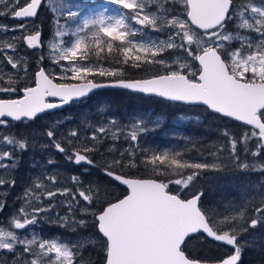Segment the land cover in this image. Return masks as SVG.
I'll return each instance as SVG.
<instances>
[{"label":"snow or ice","instance_id":"obj_1","mask_svg":"<svg viewBox=\"0 0 264 264\" xmlns=\"http://www.w3.org/2000/svg\"><path fill=\"white\" fill-rule=\"evenodd\" d=\"M0 3L4 4L0 16L9 15L21 20L34 18L42 4H47L50 11L64 18L65 25H61L59 19L55 21L57 30L48 46L56 54L54 63L59 65L66 61L68 64L66 68L61 66L59 77L49 75L39 67L33 74L34 86L18 87L19 70L27 73L26 59L17 52L18 44L26 43L32 49L42 47V33L38 26L29 33L24 23L13 28L0 25V31L22 33L10 41L0 40V93L17 94L16 98H0V129H3L0 131V170L9 177L8 170L18 167L20 154L35 146L37 135L46 136L49 141L41 144V148L54 147L70 162L95 167L90 154L98 152L105 138L119 139L121 130L115 119L94 127L85 140H80L78 129L58 138L60 122L40 134L18 136L9 129L12 122L33 121L48 110L106 86L155 95L168 101L202 104L221 117L250 126L239 138L227 130L222 133L228 141L226 162H191L182 159L180 152L143 155L139 164L146 168L150 166L156 178L125 175L123 169L137 168L138 162L135 152H128L127 161L125 153L121 152L120 158H114L103 168L107 177L125 186L122 197L114 202L108 198L110 193H102L98 186L85 185L77 175L71 177L72 188L62 189L54 188L57 184L55 175L37 178L25 189L21 207L6 225L0 226V253H7L0 255V264H86L82 251L96 244L90 236L66 242L57 238L45 239L34 232L29 237L16 231L40 223L44 218L42 214L51 213L55 207L52 203L44 207L43 200L51 202L57 196L65 197L61 204H66L68 214L60 216L57 213L54 220L49 217L50 222L72 231L93 227L101 240L104 264H239L245 247H256L264 242L255 234L243 239L250 229L264 227V179L247 185V189L258 192L259 206L254 204L255 197H252L242 206L230 205L225 213L205 208L202 203L204 193L196 188L198 178L205 171L219 172L229 165L241 174L264 176V0H241L240 3L236 0H110L128 13L105 16L108 9L104 8L95 14H85L82 19L78 18L83 8L76 5L78 10H71L65 0H0ZM152 8L155 11H151ZM128 21L141 27L133 29ZM72 23L76 24L74 30ZM229 24L234 25L231 31ZM86 29L91 32V42L85 35H79ZM142 29L167 32V39L153 40L145 34V38L134 41L132 37L140 34ZM69 32L74 40L57 39ZM105 45L109 55L102 57ZM9 50L12 54H8ZM114 50L122 54L117 63L132 62L133 67H140L141 63L156 64L165 72L150 79L118 80L110 85L88 79L97 75H123L120 68L84 63L90 56L97 60L111 59ZM169 50H173L174 58L164 59L162 54ZM43 59V56L39 58ZM8 66L17 71L14 74L5 71ZM48 98H59L60 103L50 102ZM148 123L158 125L159 119L136 120L126 138L136 141L138 133L148 131ZM88 141L93 143L90 145ZM250 142L254 144V150L249 146ZM224 149L225 145L221 144L217 151ZM108 150L111 152L114 148ZM241 151L245 157L251 156L252 161L242 160ZM47 164H54V161L49 159ZM114 168L121 171L117 173ZM45 179L52 188L45 184ZM5 184L14 186L15 180L0 175V186ZM171 185L178 187L173 191ZM96 204L100 207L94 210ZM249 204L253 208L250 219ZM79 205L83 206L77 207ZM4 207L5 201L0 198V211ZM77 211L81 214L79 218L75 215ZM209 238L225 246L224 256L209 261L187 253L190 240L207 242Z\"/></svg>","mask_w":264,"mask_h":264},{"label":"rangeland","instance_id":"obj_2","mask_svg":"<svg viewBox=\"0 0 264 264\" xmlns=\"http://www.w3.org/2000/svg\"><path fill=\"white\" fill-rule=\"evenodd\" d=\"M65 3L71 6V10H78L76 5H80L83 8L81 12V17L78 19H82L85 14H95L97 12L103 11L104 8H107L108 11L104 13L105 16L118 15L120 12L124 14L128 13V10L122 9L121 6L110 3V0H65ZM45 7L49 6L45 4ZM44 7V8H45ZM50 9V8H49ZM4 10V4L0 3V11ZM151 11H155V8L150 9ZM177 11H180L178 8ZM53 13V12H52ZM54 14V13H53ZM54 19L60 20L61 25H65V19L60 17L58 14H54ZM37 20H29L24 22H19L17 19L9 15L0 16V25L8 26L9 28H13L20 23H24L28 27V32L33 31L37 26L41 30L40 23ZM133 29L140 28L141 26L135 25L134 22L128 21ZM76 24L72 23L71 27L74 30ZM67 27V25H66ZM229 30H233L234 25H228ZM57 30V25L54 22V28L50 33L49 38H44V46L41 49L31 50L26 46V43H20L17 47V52L20 56L24 57L27 62V73L25 74L23 70H19V75L21 79L18 81V87L24 86H34L32 84L33 74L38 70L39 67H43L46 69L49 75H53L59 77L62 75L61 66L67 67L68 64L66 61H61L60 64L54 63L56 58V54L52 52L49 48V41L53 39L54 33ZM94 31V29H93ZM24 35L28 33H23ZM145 34L147 37H150L153 40H166L167 32H155L149 29H142L141 33L132 37L134 41H139L142 38H145ZM22 33L20 31H0V40H11L13 36H21ZM79 35H85L88 38V41L91 42V32L89 30H85L83 33H79ZM255 36V34H252ZM75 39V37L71 36L69 32L68 35L57 38L69 40ZM108 38H105L107 41ZM117 45L119 42H115ZM236 46V45H234ZM116 51V50H114ZM120 57L122 54L117 52ZM8 54H12L9 50ZM106 56L107 53L106 45L105 52L102 53ZM135 54V52H134ZM142 55V53H141ZM43 56V60H39V58ZM164 59H170L173 57V50H169L162 54ZM160 58V57H158ZM39 61V63H37ZM84 63H93L97 66L103 65L101 62L92 60L85 61ZM132 65V62H129ZM147 64L149 66H158V68L164 73L165 69L156 64ZM122 68H125V64L121 65ZM105 68H111L106 67ZM124 73V70L121 69ZM5 71H10L11 73H15L17 70H11L10 66L5 69ZM70 75V73H69ZM120 76L109 77V76H90L88 79L94 81L95 78H106L110 79L109 81L119 80ZM57 82H69L76 83L77 81H60ZM17 94H4L0 93V98H16ZM138 104V103H137ZM136 104V105H137ZM135 105V106H136ZM142 105L139 103V106L134 107L133 110H129L128 108L124 109L123 113L118 112L113 105H111L110 99L108 96L97 95L94 97H90L89 99L78 101L72 103L69 108L70 110L67 112H63L64 117H56L55 119L44 117L37 123H33L32 121H28L27 123L23 122H14L15 125L11 127L9 131L16 133L19 135H30V134H40L43 133L48 127L56 125L57 122H60L57 126V137L59 138L61 134L66 133V131H70L72 129H78L81 133L80 140H85L87 136L91 134V131L96 126L106 125L110 120L115 119L117 121V127L121 130L118 135V140H112L110 137L105 138L103 143L99 145L98 152L94 154H90L91 158L97 160L99 167L101 170L106 166V163H110L114 158H120V153L124 152V159L127 161L128 152H135L136 160L139 165L138 159H141L143 155H151L154 152H180L182 154V159L189 160L191 162H206V163H219L223 160H218V162H210L206 160L204 157V153L199 147V144H202L205 141V138L210 135L216 134V132L221 131L220 137L223 140H227V138L222 136V133L225 131V128L222 129V125L225 124V121L220 118H216L212 115L211 112L201 108H192L188 109L185 112L178 113L177 119L170 120L168 116V109L164 112V114L160 115L159 113L153 114L151 109L145 111ZM165 106V105H164ZM143 108V109H142ZM143 119L146 122L156 121L159 119V124L148 123V131L143 133H138V139L136 141H131L129 138L131 131L133 130L132 126L136 120ZM72 123V125H71ZM203 125H214V128L206 130V134L202 136L196 130L197 127H201ZM69 126V127H68ZM62 131V132H59ZM3 131V130H0ZM115 131V129H113ZM232 135V134H231ZM233 136V135H232ZM46 136L37 135L36 136V144L35 146H30L28 150L19 156L18 167L15 170L9 169L8 171L11 173L10 177L3 170H0V175H4L5 178L14 179L15 185L10 186L9 184H5L0 186V198H3L5 201V207L3 211H0V226L6 225L8 219L21 207L23 204V197L25 193V189L28 188L34 180L37 178L44 179L46 175H55L57 177V184L54 188H65L66 185L71 184V177L68 180L63 176V173L67 171V164L70 163L65 158V155L59 153L54 147H46L41 148V144H48ZM91 145L92 141H88ZM240 145H238L239 147ZM254 150V144L250 142L249 145ZM109 147H113L114 151L109 152ZM239 150V149H238ZM223 156H227V150L222 152ZM219 155V154H217ZM217 157V156H216ZM52 159L54 164H47V161ZM241 159H247L249 162L252 161V157H245L243 152L241 151ZM226 162V161H225ZM149 168H151L149 166ZM114 171L120 172L119 168H114ZM190 171V170H189ZM131 169H123V173H130ZM68 173V172H67ZM64 173V174H67ZM87 177L80 178L85 185H94L98 186L101 189L102 193L108 194V191H104L103 189H116L117 185L103 183L99 180V174L93 171L91 168H87V172L85 169L82 173ZM163 178V177H162ZM264 179V176H261L259 173H252L249 175L241 174L237 172L231 165L224 168L223 171H205L200 178H198L196 182L197 190L203 191L204 198L203 203L205 204V208L216 209L220 213H225L229 211V206H242L245 203L246 199H250L255 197L254 204L259 206L260 197L258 192L247 189V185L249 182L252 184H256L259 180ZM45 184H48L50 188L53 186L50 184L48 180H44ZM66 184V185H65ZM172 189H175L178 186L171 185ZM53 188V190H54ZM247 192V195L245 193ZM190 196L191 193H188ZM65 197L57 196L51 202L48 200H43V206L47 207L49 203L55 205L51 213L42 214L44 218L41 219L40 223L36 225L30 226L27 230H16L18 233H23L28 235L29 237L33 234V232L45 239L57 238L66 242H75L79 237H92L96 240L95 246H89L83 249L82 256L84 261H90L91 264H103V254L95 255L93 253H89L92 247H96L99 250H102L101 240L98 237V234L95 233L93 227H89L87 229H78L76 231H72L69 228H62L55 223H51L49 217L54 220L56 218L57 213L60 216H64L68 214V209L66 204H61L60 200ZM113 200L114 196L111 195L108 197ZM63 200V201H64ZM83 205H79L80 207ZM100 207L99 204L93 205L94 210ZM249 219L252 217L253 208L252 205L249 204L248 208ZM77 218L80 217V213L77 211L75 213ZM89 221H91L92 217H88ZM258 235L264 240V227L258 226L256 229H250L248 233L244 234L243 239H249L253 235ZM205 242H200L198 240L196 247L202 253H205L209 258L211 257H220L224 254L219 249L214 247L206 248ZM259 247V246H258ZM256 247H245L246 249H254ZM224 250V249H223ZM221 251V252H220ZM243 253V252H242ZM0 255H7V253H0Z\"/></svg>","mask_w":264,"mask_h":264},{"label":"trees","instance_id":"obj_3","mask_svg":"<svg viewBox=\"0 0 264 264\" xmlns=\"http://www.w3.org/2000/svg\"><path fill=\"white\" fill-rule=\"evenodd\" d=\"M236 2L240 3L241 0H236ZM37 19L39 21L38 23H40L41 31L43 32L44 37L49 38L50 33L54 28V22L56 21L54 19V14L52 13V11H50V9L48 7H45L40 11ZM117 52L118 51H114L111 54V57H112L111 59L97 60L95 56H90V58L92 60L101 62L106 67L123 69L124 73L122 76L119 77L120 79L150 78V77H153L156 75L164 74L158 68V66H156V67L155 66H149L147 64H141L140 67H133L131 64H125L126 67L122 68V66H121L122 64L116 62L117 60L122 59V57H120ZM101 55H102V57H107L104 54H101ZM109 80L110 79H106V78H95L94 79V81H97V82H99V81L103 82V81H109ZM97 95L108 96V98L110 99L111 105H113V107L118 112H121V113H123L124 109H126V108H128L129 110H133L134 107L139 106V103L142 105L141 107H143L145 111H148L149 109H151L153 114L159 113L160 115H162V114H164L165 111H167L164 109H168L167 113H168L169 119L171 121L174 119H177L178 113L185 112L188 109L201 108V109L207 110L203 106L184 105V104H180V103H177L174 101H168V100H165L162 98H157V97L148 96V95H144V94H138V93H134V92H131L128 90H122V89H113L112 88V89L101 90V91L94 93L91 97H94ZM69 110H70V108H67V109L62 110V111H57L55 113L48 114V116H50V118H52V119H55L56 117L62 118L65 116L64 115L65 113L63 114V112H67ZM212 115H214L216 118H220L221 120L225 121L226 125L223 124L221 126L222 129L225 128V130H227L230 134H232L236 138H239L240 136H242V134L249 128V126H245L242 123L232 121V120L227 119V118H223V117L218 116V115L213 114V113H212ZM14 125H15V123L12 122V126H14ZM71 125H72V123H71ZM12 126H10V129ZM212 128H214V125H203L201 127H197L196 131L198 133H200L202 136H204L206 134V130L210 131V129H212ZM0 130H3V129H0ZM59 132H62V131L59 130ZM220 133H221V131L216 132V134H214V135L207 136L205 138V141L202 144H199V147L201 148V150L204 153V157L206 158V160H208L210 162H218V160L226 161L227 156H223L222 152L217 151V149L220 147L221 144L225 145L224 151L227 150L228 141L223 140L219 136ZM240 148H241V146L238 147L239 150H240ZM217 154H219V155H217ZM140 160L141 159H138V161H140ZM84 169H85L84 167H79L77 164L70 162L67 164V171L64 172V173H67V172L68 173L67 174L63 173V176L67 180L69 177H72L73 175H77L80 178L85 179L87 176L82 174ZM98 172L100 173L99 174V180H100V182H102L101 184L109 183L112 185L113 184L117 185L116 189H103L104 191H108L111 194V197L114 196L113 202L116 198L122 197V195L125 192V188L123 186L117 184L113 180H111L109 177H107L104 174V171H98ZM124 174L128 175V176L135 177V178H156L155 174L151 171V168H149V167L146 168L140 164L138 165L137 168L131 169L130 173H124ZM160 178L163 179L162 177H160ZM66 186H67V188L73 187V185H71V184L66 185ZM172 190L175 191V189H172ZM60 200L63 201L64 199L61 198ZM203 205L205 207L204 203H203ZM95 233H96V231H95ZM197 242H198V240H195V239L190 240L188 242V248L186 249V251L189 255L194 256L196 258L209 260V261H214V260L219 259L225 255V252L223 250L225 246L220 245L219 243H216V242H212L209 239L207 242H205L207 245L206 248L214 247V248L219 249L222 252H224V254L220 257L209 258L205 253H202L201 251H199L197 249V247H196ZM228 251L229 252L231 251L230 247H228ZM89 253H93L95 255H101V253H102L103 254V264H104V253H103V251L99 250L96 247H92L91 251ZM240 264H264V242H261L259 244V247L257 246V248L244 250L242 253V260H241Z\"/></svg>","mask_w":264,"mask_h":264},{"label":"water","instance_id":"obj_4","mask_svg":"<svg viewBox=\"0 0 264 264\" xmlns=\"http://www.w3.org/2000/svg\"><path fill=\"white\" fill-rule=\"evenodd\" d=\"M43 6H45V4H42V7L38 10V14H39V12L41 11V9L43 8ZM37 17H38V15L36 16V17H34V18H24V19H19V20H21V21H25V20H35V19H37ZM42 33V32H41ZM42 41H43V33H42ZM43 46H44V44H43ZM43 46L42 47H37V48H43ZM30 49H32V48H30ZM36 49V48H35ZM145 79H150V78H145ZM136 80H142V79H133V80H125V81H136ZM118 81V80H117ZM113 82H115V81H112V82H94V83H98V84H104V85H110V84H112ZM77 83V82H76ZM107 88H115V89H122V88H119V87H112V86H106V87H102V88H97V89H93L91 92H89L88 93V95L87 96H85V97H83V98H77V99H74L73 101H71V102H69L68 104H61V106L60 107H58V108H56V109H52V110H48V111H46L45 113H42V114H40L38 117H40V116H42V115H45V114H48V113H53V112H55V111H59V110H62V109H65V108H67L68 106H70L73 102H76V101H82V100H85V99H88L93 93H95V92H98V91H101V90H103V89H107ZM125 90H127V89H125ZM128 91H131V90H128ZM131 92H133V91H131ZM135 93H137V92H135ZM139 94H142V93H139ZM145 95H148V94H145ZM150 96H155V95H150ZM155 97H157V96H155ZM160 98V97H159ZM49 99V101L50 102H54V103H57V104H59L60 103V101H59V98H48ZM178 103H181V104H185V105H190V106H193V105H202V104H188V103H184V102H178ZM203 106H205V105H203ZM206 108H207V106H205ZM211 111V110H210ZM216 114V113H215ZM219 115V114H218ZM228 119H230V120H233V121H235L234 119H231V118H228ZM236 122H239V121H236ZM239 123H242V122H239ZM82 165V164H81ZM86 165V164H85ZM90 166V165H89ZM111 179V178H110ZM147 179V178H146ZM116 183H118L119 184V182H116ZM121 186H123V185H121ZM124 188H125V186H123ZM203 198V197H202ZM210 239V238H209ZM217 243H219V242H217ZM230 247V246H229ZM241 260H242V257H241ZM241 262V261H240ZM240 262H239V264H240Z\"/></svg>","mask_w":264,"mask_h":264},{"label":"flooded vegetation","instance_id":"obj_5","mask_svg":"<svg viewBox=\"0 0 264 264\" xmlns=\"http://www.w3.org/2000/svg\"><path fill=\"white\" fill-rule=\"evenodd\" d=\"M19 22H24V21H19ZM43 33V32H42ZM43 39H44V34H43ZM151 78V77H150ZM141 79V78H139ZM119 80H133V79H119ZM113 81H117V80H113ZM93 82H97V81H93ZM100 82V81H99ZM103 82H112V81H103ZM107 89H111V88H107ZM105 90V89H103ZM44 117H47V114L46 115H42L38 118H36L35 120H33L32 122L33 123H37L38 121H40L41 119H43ZM95 162V167L93 166H89V165H85V164H82V165H78L79 167H84V168H91L93 171L99 173L98 171H103V169L101 170V168L99 167V164L97 162V160H95L94 158H92ZM114 171V170H113ZM117 173H119L118 171H116ZM205 194V193H204ZM202 203H203V199H202Z\"/></svg>","mask_w":264,"mask_h":264},{"label":"bare ground","instance_id":"obj_6","mask_svg":"<svg viewBox=\"0 0 264 264\" xmlns=\"http://www.w3.org/2000/svg\"><path fill=\"white\" fill-rule=\"evenodd\" d=\"M152 78V77H151ZM141 79H145V78H141Z\"/></svg>","mask_w":264,"mask_h":264}]
</instances>
